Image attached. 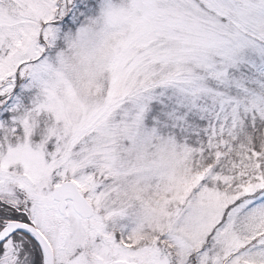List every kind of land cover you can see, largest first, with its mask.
<instances>
[{
	"label": "snow or ice",
	"instance_id": "6c2138e0",
	"mask_svg": "<svg viewBox=\"0 0 264 264\" xmlns=\"http://www.w3.org/2000/svg\"><path fill=\"white\" fill-rule=\"evenodd\" d=\"M0 264H264V0H0Z\"/></svg>",
	"mask_w": 264,
	"mask_h": 264
}]
</instances>
